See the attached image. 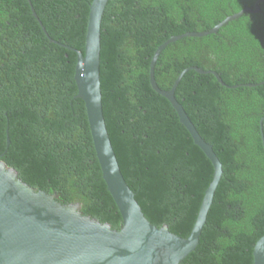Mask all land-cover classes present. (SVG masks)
<instances>
[{"label": "trees", "instance_id": "obj_1", "mask_svg": "<svg viewBox=\"0 0 264 264\" xmlns=\"http://www.w3.org/2000/svg\"><path fill=\"white\" fill-rule=\"evenodd\" d=\"M49 37L85 52L93 0H30ZM259 0H110L102 23L101 90L121 172L146 219L188 239L214 167L171 103L150 83L157 50L173 37L209 32ZM217 35L185 38L161 54L160 89L187 73L176 99L223 166L197 250L182 264H254L264 237V4ZM78 58L52 44L28 0H0V157L30 187L80 204L84 216L120 231L85 103ZM264 129V125H263ZM8 139L11 144L8 147Z\"/></svg>", "mask_w": 264, "mask_h": 264}, {"label": "water", "instance_id": "obj_2", "mask_svg": "<svg viewBox=\"0 0 264 264\" xmlns=\"http://www.w3.org/2000/svg\"><path fill=\"white\" fill-rule=\"evenodd\" d=\"M34 18L52 44L66 48L77 55L75 81L78 98L85 103L96 155L103 174V180L123 220L120 231L108 224L84 216L80 204L63 205L58 195L38 191L20 178L0 157V264H182L200 243V237L207 224L213 206L215 193L223 175V166L214 149L201 137L188 117L183 106L176 99L177 88L190 71L200 75H213L228 89L216 72L191 68L184 71L170 91L159 88L155 68L161 54L168 46L185 38H206L217 35L227 24L237 21L244 14H260L259 0L254 10L246 9L228 17L209 32L189 33L171 38L161 46L151 63L150 83L153 90L166 98L177 112L181 124L211 161L215 173L212 184L206 192L195 227L188 239L172 234L168 227L159 229L145 217L136 201V195L127 185L121 172L110 136L106 127L101 90V36L103 18L110 0H93L87 28L85 52L52 40L32 7ZM264 86L246 85V88ZM264 119L261 120V134L264 148ZM11 142L8 139V147ZM254 264H264V237L254 249Z\"/></svg>", "mask_w": 264, "mask_h": 264}]
</instances>
